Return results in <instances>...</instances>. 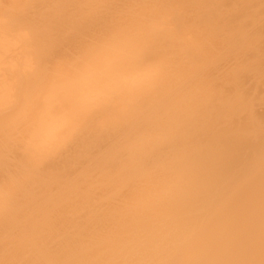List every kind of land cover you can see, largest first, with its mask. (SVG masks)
I'll use <instances>...</instances> for the list:
<instances>
[{
    "label": "bare ground",
    "instance_id": "bare-ground-1",
    "mask_svg": "<svg viewBox=\"0 0 264 264\" xmlns=\"http://www.w3.org/2000/svg\"><path fill=\"white\" fill-rule=\"evenodd\" d=\"M213 1L0 0V264H116L171 209L145 264H264V0Z\"/></svg>",
    "mask_w": 264,
    "mask_h": 264
},
{
    "label": "rangeland",
    "instance_id": "rangeland-1",
    "mask_svg": "<svg viewBox=\"0 0 264 264\" xmlns=\"http://www.w3.org/2000/svg\"><path fill=\"white\" fill-rule=\"evenodd\" d=\"M215 4L214 5H218L219 3L215 0V1H213ZM206 5H207V7H206ZM206 5H204L205 6V8H210V6H211V4L210 3H206ZM210 5V6H209ZM214 7V6H213ZM225 8H226V12H230L231 11V9L233 10V5H228V6H225ZM229 8V10H227ZM253 10H255V11H259V12H264V7L263 6H255L254 8H253ZM264 15V14H263ZM263 15H261L260 17H258V21L260 22V21H263L264 20V16ZM229 19H231V18H229ZM260 19V20H259ZM219 29V26L218 27H215V29ZM220 28H221V31H222V27L220 26ZM217 31V30H216ZM219 31V33H221L220 32V29L218 30ZM217 31V32H218ZM218 33V35H220ZM222 33H223V31H222ZM221 36V35H220ZM224 38L225 36L224 35H222L221 36V38ZM222 38V40H224ZM262 42H264V38H262ZM264 44V43H263ZM201 57V56H200ZM199 57V58H200ZM205 58V57H204ZM203 58V59H204ZM200 59H202V58H200ZM204 60H207L206 58L204 59ZM251 74V73H250ZM253 74H251V76H252ZM246 76V77H245ZM251 76H249V74L248 75H243V80H241V82H242V88H241V90L242 89H246L247 91L249 90V94H254L252 91L250 92V90H253L254 92H255V90H256V92H255V95H252V97L253 98H258V96H260L259 98H258V100L256 99H254L255 100V103L253 102V104L255 105L254 107H253V110H255L256 112H259L260 111V109H264V100L262 101V99H261V97H264L263 95H264V87H262V86H260L261 85V82L260 81H256L255 80V78L254 77H251ZM247 77H249V78H247ZM247 79V80H246ZM249 82H250V84H249ZM255 83V84H254ZM244 84H248L246 87H244ZM258 84V85H257ZM255 85V86H254ZM257 86V87H256ZM248 87V88H247ZM256 88V89H255ZM255 89V90H254ZM260 93V94H259ZM251 96V95H250ZM257 96V97H256ZM264 99V98H263ZM259 101V102H258ZM258 110V111H257ZM226 112H222V114L223 115H221V113H220V115L222 116H220L219 117V119L220 118H222V121L225 119V115H226V117H227V119H229V116L231 115L230 113H229V111L225 114ZM229 114V115H228ZM191 116V115H190ZM189 116V118L191 119V117ZM232 117L234 116V115H231ZM232 117H231V119H232ZM224 118V119H223ZM227 119H225L224 121H225V123H226V120ZM230 119V120H231ZM230 120H227V123H228V121H229V123L230 122H233V123H236V122H238V120H239V117H236L235 118V116H234V118L230 121ZM234 120V121H233ZM243 120V119H242ZM242 120H241V123H242ZM223 121V122H224ZM192 124L191 125H193L192 127L193 128H197V122L195 123V120H194V123L195 124H193V117H192V121H190ZM218 122V121H217ZM239 122H240V120H239ZM259 123V122H258ZM217 124V123H216ZM262 125L264 124V122H262L261 123ZM260 124V125H261ZM196 125V126H195ZM218 125H219V123H218ZM221 125H223V126H225L224 124H221ZM228 125V124H227ZM226 125V126H227ZM213 126V125H212ZM191 127V129L190 130H193V128ZM214 127V126H213ZM217 126H215V128H213L214 130L215 129H217L216 128ZM222 127V126H221ZM218 128H219V126H218ZM239 128H240V126H239ZM264 128V127H263ZM212 128H211V132H216V130L214 131ZM174 130V129H173ZM243 131H242V133H241V135H240V132H241V130L240 131H238L237 133H238V135H240V137H244V138H242V139H244V141H248L250 138H247L249 135H250V131L248 130V128H243L242 129ZM247 131H249V132H247ZM179 133V132H178ZM177 132H174L173 133V136L176 134H178ZM245 133V134H244ZM247 133H249V134H247ZM236 134V133H235ZM180 135L181 134H178V138H180ZM247 135V136H246ZM171 137V138H174V137H176V136H174V137ZM186 143V142H185ZM145 146V145H144ZM143 146V148L142 149H144V148H146V147H144ZM181 148L182 149H185V148H187V146H186V144H184V142H182L181 143ZM147 150H148V148H146ZM179 148H177V150H178ZM145 150V149H144ZM147 150H145V151H147ZM247 152L246 151H243L242 153H241V157H240V160H239V162L238 163H236V165H233L230 169H229V174H228V179L230 178V180H228L227 182H226V178L225 179H223V180H221L219 183V187H218V189L219 190H221V193H223V191L229 186L228 184H234V185H236V184H238L237 182V179H238V177H239V180H241L240 178H244L245 177V175L244 174H248L249 172H251V167L253 168L254 167V164H255V162L254 161H256V159H254V158H256L255 156H253V155H251V154H246ZM238 155H240L239 153H238ZM249 156V157H248ZM253 160H251V159ZM252 161V162H251ZM242 163V164H241ZM251 164V165H250ZM253 165V166H252ZM242 168V169H241ZM246 168V169H245ZM245 169V170H244ZM249 169V170H248ZM244 170V171H243ZM246 170H247V172H246ZM240 172V173H239ZM246 174V175H247ZM236 180V182H234ZM222 181H224V182H222ZM242 181V180H241ZM240 182V181H239ZM236 183V184H235ZM223 184V185H222ZM224 189V190H223ZM218 190V191H219ZM223 190V191H222ZM211 194V195H210ZM210 194H207V196L208 197H210V199H212L213 198V194H215V193H212V192H210ZM220 193H217L215 196H218ZM208 199V198H207ZM210 199H208V200H210ZM215 200V199H214ZM214 202V201H213ZM212 202V203H213ZM171 211L173 212H171L172 213V216H170L171 214H170V211H168V216H167V213H166V216L167 217H169V218H167V217H165V216H163L162 218V220L161 221H163V220H165V221H167V219L170 221V222H172V223H169V221H167V223L166 222H159V221H157V223L158 224H155V225H158L157 227H155L154 225H153V223H152V225H151V230L149 231V232H151L152 230H153V232H151L150 234H148V239H149V237H150V239H149V241L148 240H146V239H142V240H135L134 238H136L137 236H132V233L130 234V237L129 238H132V239H127L126 240V243H127V248H121L122 250V252H124V257L122 258V254L117 258V252H114V249H115V251H118L115 247H113V251H111L112 250V248H111V253H114V254H111L110 253V251H109V255H111L110 256V259L112 260L114 257H116L117 258V263L119 262L120 264H145L144 262L146 261V256H144V255H146L148 252H149V250H151L152 248L151 247H153V245H154V240L156 239L155 237L157 236L158 238H159V235L161 234L162 236H160V237H162L161 238V240L163 241V240H169V238L170 237H172L173 235L172 234H176L177 233V231L178 230H180L183 226H182V223H181V221H183V215L186 213H188L187 214V216L188 215H190V214H196V212H193V213H191L190 211H187V210H180V212H178V211H176V210H172L171 209ZM175 211L176 212H178L177 213V215H179L178 217H177V215H176V213H175ZM190 212V213H189ZM173 214H175V215H173ZM182 216H181V215ZM185 214V215H186ZM194 214V215H195ZM173 216L175 217V219L177 218V220H175L174 218H173ZM171 217V218H170ZM186 217V216H185ZM165 218V219H164ZM175 220H173V219ZM181 218V219H180ZM176 221H177V223H176ZM154 223H156V222H154ZM159 223L161 224V225H159ZM177 225V227L179 228L178 230H177V228H176V226H174V225ZM168 225H171V227L172 228H170V226H168ZM181 226V227H180ZM166 227H169V228H166ZM171 229V230H162V229ZM173 228H175V229H173ZM172 229L174 230L173 231V233H170V231L172 232ZM156 230V231H155ZM154 231H155V233H154ZM176 231V233H174ZM148 232V233H149ZM161 232V233H160ZM165 232V233H164ZM168 232V233H167ZM158 233H160V234H158ZM167 233V234H166ZM171 234V235H170ZM164 235V236H163ZM155 236V237H154ZM134 237V238H133ZM152 237V238H151ZM154 237V238H153ZM157 238V239H158ZM167 238V239H166ZM135 240V241H134ZM128 241V242H127ZM137 241V242H136ZM139 241V242H138ZM170 241V240H169ZM117 242V241H116ZM134 242H136V244H135V246L133 247L132 245L134 244ZM130 243V244H129ZM150 243V244H149ZM110 244H111V246H113L112 245V241H110ZM109 244V245H110ZM114 244V243H113ZM116 244V243H115ZM147 244V245H146ZM117 245V244H116ZM115 245V246H116ZM130 245V246H129ZM138 246V247H137ZM134 249H133V248ZM139 247H140V249H139ZM148 247V248H147ZM150 247V248H149ZM136 248V249H135ZM146 249V250H145ZM128 250V251H127ZM138 250V251H137ZM105 251V250H104ZM104 251L102 252V253H104ZM133 251V252H132ZM136 251V253H134ZM120 252V250L118 251V253ZM126 252V253H125ZM121 253V252H120ZM132 253V254H131ZM101 254V253H100ZM136 254V255H135ZM103 255V254H102ZM114 255V256H113ZM127 255V256H126ZM104 256V255H103ZM108 257L107 255L106 256H104L103 258H104V261H107L106 260V258ZM112 257V258H111ZM103 258H101V260L103 259ZM107 259H109V258H107ZM140 259V260H139ZM119 260V261H118ZM103 260H102V262H104ZM113 261H115L114 259H113ZM109 263H110V261H108ZM114 263V262H113ZM116 263V264H117ZM118 263V264H119ZM17 264H22V263H17Z\"/></svg>",
    "mask_w": 264,
    "mask_h": 264
},
{
    "label": "snow or ice",
    "instance_id": "snow-or-ice-1",
    "mask_svg": "<svg viewBox=\"0 0 264 264\" xmlns=\"http://www.w3.org/2000/svg\"><path fill=\"white\" fill-rule=\"evenodd\" d=\"M40 45V37L37 35H33L31 39L28 40L27 44L23 51L34 52ZM150 61L145 60V63H149ZM47 81V85L49 89L55 86L54 81L50 80L49 72L43 68H38L36 79L28 81L24 84L23 88H37L41 84Z\"/></svg>",
    "mask_w": 264,
    "mask_h": 264
}]
</instances>
